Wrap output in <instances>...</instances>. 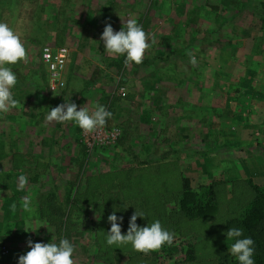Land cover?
I'll return each mask as SVG.
<instances>
[{
    "label": "rangeland",
    "instance_id": "rangeland-1",
    "mask_svg": "<svg viewBox=\"0 0 264 264\" xmlns=\"http://www.w3.org/2000/svg\"><path fill=\"white\" fill-rule=\"evenodd\" d=\"M244 1L0 0V22L28 53L10 66L20 107L0 113V264H18L29 239L69 240L75 264H134L131 244L106 242L114 211L127 233L123 208L144 212L140 226L159 220L174 234L176 255L185 257L180 243H191L200 264H218L230 249L225 219L253 195V182L264 183V43L255 51L261 5ZM130 18L156 37L139 65L109 56L100 39L106 22L120 31ZM45 45L69 48L62 83L50 78ZM68 72L78 93L69 91ZM65 102L105 106L113 114L105 127L119 135L103 142L75 122H48L51 108ZM154 140L156 149L145 147ZM157 150L169 159L156 160ZM184 177L194 187L215 184V213L176 210ZM161 249L151 252L154 264L174 252Z\"/></svg>",
    "mask_w": 264,
    "mask_h": 264
},
{
    "label": "clouds",
    "instance_id": "clouds-1",
    "mask_svg": "<svg viewBox=\"0 0 264 264\" xmlns=\"http://www.w3.org/2000/svg\"><path fill=\"white\" fill-rule=\"evenodd\" d=\"M124 25L126 27L123 26L120 31H114L111 23L106 22L100 37L104 43V51L109 56H125L126 65L142 64L146 51L155 44L156 37L154 34L146 33L136 19L130 18ZM188 55L190 63L195 65L197 62L195 56L191 52ZM27 60L28 53L20 36L7 23L0 22V113H8L20 107L19 100L14 98L12 92L17 84V76L10 66ZM77 107L74 102L62 103L51 108L46 119L48 122L57 123L75 122L85 133H94L103 128L113 115L103 105H98L91 111L87 107H80L77 110ZM23 207L31 211L29 197L23 198ZM12 208L15 211V205ZM138 217L144 218L145 214L135 211L129 219L127 233L122 234L123 217H118L115 211L110 214L107 218L111 224L107 244L115 245L117 248L131 244L134 250L148 254L160 250L165 244L173 243L174 234L166 230L159 220L147 226H140L137 224ZM24 231L37 230L26 228ZM226 236L227 240L234 241L229 252L237 259L238 264H255L253 259L255 242L251 237H243V229L231 227ZM27 244L30 251L19 256L18 264H75L73 259L75 248L67 239H61L59 243H33L29 239Z\"/></svg>",
    "mask_w": 264,
    "mask_h": 264
},
{
    "label": "trees",
    "instance_id": "trees-1",
    "mask_svg": "<svg viewBox=\"0 0 264 264\" xmlns=\"http://www.w3.org/2000/svg\"><path fill=\"white\" fill-rule=\"evenodd\" d=\"M259 2L261 5V8L258 10L261 20V34L259 36L260 40L256 42V44L259 43V45L255 46L256 53H261L262 46L260 45V43H264V0H259ZM249 4V1L245 0L244 2H242L241 6ZM36 41H38V39H36ZM260 63L264 64V61L260 60ZM253 97L254 96H252V98ZM242 106L243 105L239 106L237 110L240 108V110L243 111L244 108ZM226 116L231 117V114L228 113L226 114ZM245 116H247L246 113ZM252 184L254 191L253 195L249 199L243 201L241 209H239V211H234L225 219L224 227L227 231L231 227L243 229V237H251L255 242V251L253 255L255 264H264V183L253 182ZM215 189V184H202L201 186L199 185L194 187L190 184L189 178L184 177L183 190L181 194H178L176 196V210H179L180 212L183 211V215L186 216L187 214L190 217H204L215 213L217 211L218 205L217 194ZM123 209L124 210L120 211L122 215L126 214L132 216L135 211L133 209L132 211L130 210V212H126L125 208ZM173 210L177 212L175 209ZM124 211L126 213H124ZM116 214L119 213L116 211ZM93 219L94 218H90V221H92ZM82 221L86 222L87 220L84 219ZM175 228L178 229L176 226ZM1 238L3 240L6 239V237L4 236H1ZM232 243H234V241H230L229 248L231 247L230 245ZM174 245V242L171 245L165 244L163 246V249H161V251L164 253H167L169 250L174 251L170 254L171 257L169 259V262H166L167 264H182L184 262L187 264H200L197 261L198 257L195 254L196 249L194 244L189 243L185 246H182L183 243H180L183 250L186 251L184 254L185 257H183L182 254L176 255V248ZM151 254V252L148 254H144L133 249L129 253L128 262L130 260H134V264H154L157 259H152ZM163 261L159 260L158 263L163 264ZM218 264H238V261L228 251V253L223 258H220Z\"/></svg>",
    "mask_w": 264,
    "mask_h": 264
},
{
    "label": "built area",
    "instance_id": "built-area-1",
    "mask_svg": "<svg viewBox=\"0 0 264 264\" xmlns=\"http://www.w3.org/2000/svg\"><path fill=\"white\" fill-rule=\"evenodd\" d=\"M69 55H70L69 48L66 46L54 48L51 45H45L43 47L42 57L45 63L49 67V71H50L49 74L52 81L54 82L56 81V83H62L61 73L66 67ZM97 131L101 135L103 142H109L116 139L120 133V129L117 127L114 129H110L104 126L103 128H100ZM89 138H90V133H89ZM98 139L99 138H97V140ZM97 140L95 137L94 142L100 144V142ZM6 251L7 249L4 250V252Z\"/></svg>",
    "mask_w": 264,
    "mask_h": 264
},
{
    "label": "crops",
    "instance_id": "crops-1",
    "mask_svg": "<svg viewBox=\"0 0 264 264\" xmlns=\"http://www.w3.org/2000/svg\"><path fill=\"white\" fill-rule=\"evenodd\" d=\"M30 30L32 31V28H31V27H30ZM56 30H57V29H56L55 26L53 25V27L50 28L49 31L45 33V36H49L50 33H54ZM56 35H57V34H56ZM68 59H69V58H68ZM89 60H90V56H89ZM75 75H76V74H75ZM64 79L67 80V84H68L69 91H70V92L72 91L73 93H78L77 89L75 88V79H76L75 76H73V75L71 74V72H68L67 74H65ZM73 93H72V94H73ZM143 96H144V99H142V101H145V103L148 102V99L146 98L145 93L143 94ZM145 107H146V105H145ZM152 143H153V144H151L150 146H147V145H146L145 147H154V148L156 149L155 146L158 145V142H157L156 140H154ZM157 153L159 154L158 150H157ZM158 154H157V156L155 157L156 160H160V159H161V160L169 159V157L166 156V155H160V154H159V156H158Z\"/></svg>",
    "mask_w": 264,
    "mask_h": 264
}]
</instances>
